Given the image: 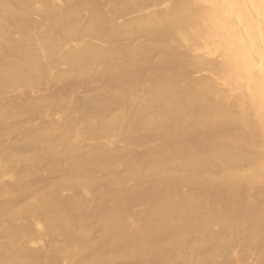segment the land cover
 I'll return each mask as SVG.
<instances>
[{
    "label": "bare ground",
    "instance_id": "bare-ground-1",
    "mask_svg": "<svg viewBox=\"0 0 264 264\" xmlns=\"http://www.w3.org/2000/svg\"><path fill=\"white\" fill-rule=\"evenodd\" d=\"M0 264H264V0H0Z\"/></svg>",
    "mask_w": 264,
    "mask_h": 264
},
{
    "label": "rangeland",
    "instance_id": "rangeland-1",
    "mask_svg": "<svg viewBox=\"0 0 264 264\" xmlns=\"http://www.w3.org/2000/svg\"><path fill=\"white\" fill-rule=\"evenodd\" d=\"M80 95H82L81 92L77 93V94H76V97H77V96H80Z\"/></svg>",
    "mask_w": 264,
    "mask_h": 264
}]
</instances>
